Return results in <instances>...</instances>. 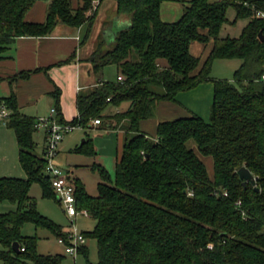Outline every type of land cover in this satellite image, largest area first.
I'll list each match as a JSON object with an SVG mask.
<instances>
[{"label":"trees","instance_id":"obj_1","mask_svg":"<svg viewBox=\"0 0 264 264\" xmlns=\"http://www.w3.org/2000/svg\"><path fill=\"white\" fill-rule=\"evenodd\" d=\"M39 0H0V61L11 59L16 40L51 36L57 26L79 29L94 24L106 0H51L46 21L25 20ZM117 14L127 25L110 42L100 40L91 62L97 73L115 65L122 81L104 82L77 98L78 117L71 123L90 129L120 130L123 144L114 177L102 166L99 195L91 196L74 178L80 210L95 222L86 240H95L98 262L89 259L85 244L79 254L87 264H264V0H116ZM165 2L186 4L180 20L163 21ZM236 19L231 22L229 10ZM91 13V14H90ZM246 20L241 35L221 37L223 28ZM213 47L205 60L191 53L193 43ZM217 60H239L233 82L212 77ZM19 73L14 80L27 79ZM1 82V78H0ZM213 83L210 119L190 115L158 125L156 137L141 130L160 102ZM61 92L53 97L57 120L63 123ZM125 111L107 114L109 107ZM8 111L20 164L27 178H0V260L4 264H63L65 256L38 252L39 238L23 235L32 224L59 238L68 234L41 214L30 193L39 184L42 197L57 199L46 173L45 149L37 153V119L21 112L17 96L0 95V112ZM76 152L93 156L92 139ZM206 158H210V173ZM247 168L256 178L241 180ZM240 203V204H238ZM18 243L19 252L13 250Z\"/></svg>","mask_w":264,"mask_h":264},{"label":"crops","instance_id":"obj_2","mask_svg":"<svg viewBox=\"0 0 264 264\" xmlns=\"http://www.w3.org/2000/svg\"><path fill=\"white\" fill-rule=\"evenodd\" d=\"M50 2L51 0L36 2L26 14L25 20L32 23H44ZM72 3L75 9L79 7V0H72ZM171 8L168 7V11L164 10V4L161 8V17L163 19L167 16V19L170 20L163 19V21L168 23L178 21V9ZM127 23L126 19L117 14L116 0H106L99 5L95 22L92 25L86 23L79 29L59 25L51 36L17 39L12 48L13 58L0 61L1 97L7 98L14 93L17 96L21 112L38 119L49 116L52 109L57 110L53 93L59 89L61 92L59 106L63 123H71L78 117L77 98L81 93L89 92L104 82L121 81L117 66H106L102 72L97 73L93 70L91 57L100 40L112 41ZM212 47L213 42L207 45L196 42L191 46V53L205 60ZM22 72L30 73V76L27 79H13L14 76ZM213 98V83H205L194 90L182 92L177 95L175 102H160L157 106L158 118L155 119L154 116L143 121L141 130L150 137H156L157 128L161 122L186 117L190 113L197 114L208 121ZM128 106L129 104H123L120 108L111 106L106 113L115 114L119 111H125ZM99 126L93 122L89 127L90 129L81 128L80 130L86 135ZM103 133V138L98 142L99 147L94 164L108 170L105 164L108 163L109 159L115 158L114 170H112L115 172L123 144V132L106 130ZM42 136L43 147L40 155L44 153L45 149V131H43ZM84 140L86 141V139ZM74 142L76 143V141ZM84 143L82 142L74 151ZM62 145L64 142L60 146L58 157ZM57 163L59 164L58 160ZM61 167L64 169L63 166ZM65 170L72 172L74 178L79 179L87 191L85 181L76 175L73 166ZM109 172L110 174L113 173L111 169ZM3 177L25 179L27 175L20 164L19 146L14 131L0 122V178ZM87 193L90 195L88 191Z\"/></svg>","mask_w":264,"mask_h":264},{"label":"rangeland","instance_id":"obj_3","mask_svg":"<svg viewBox=\"0 0 264 264\" xmlns=\"http://www.w3.org/2000/svg\"><path fill=\"white\" fill-rule=\"evenodd\" d=\"M168 7H172L171 9H178V19L181 18L183 15L184 9L186 4L182 3H175V2H167L164 3V10L168 11ZM91 14V13H90ZM228 18L231 22L236 19V14L234 10L230 9ZM164 20L167 19V16L163 18ZM246 25V20H239L237 24L229 23L227 24L222 32L221 37H234L237 38L241 35V29ZM241 61L239 60H217L213 64L212 69V77L221 80H229L233 82V75L234 72L240 67ZM158 108L156 109L155 119L158 118ZM43 130H39L35 134V141L38 144L37 153H41V149L43 147ZM103 131L97 127L93 131H90L88 134H84L80 129H76L71 131L70 133L66 134L64 137V145H62L60 156L58 157V162L61 166L66 168H73L76 171V175L83 178L85 181V185L87 191L90 193L91 196L97 197L99 195L98 192V184L101 182V176L98 170L95 169V157L97 154V149L99 147L98 142L103 138ZM89 136L93 141V147L95 150V154L93 156H87L86 154L78 153L74 151L77 146L83 142L84 139ZM73 141H76V143ZM73 143V144H72ZM122 149V146H121ZM120 149V152H121ZM110 162V163H109ZM205 162L207 164V168L211 173L213 171V166L210 163V158H206ZM114 163L115 158L109 159L108 163L105 166L108 168V171L111 169L113 172L111 175L114 177L115 172L114 170ZM98 166V165H97ZM100 166V165H99ZM72 173V172H71ZM110 173V172H109ZM73 177L74 174H73ZM31 197L37 200L38 210L44 216H47L51 220H53L58 225H61L64 228L69 229L72 227L71 220L67 216L66 210L64 205L58 202L57 199L51 198L46 199L42 197V190L39 184H34L33 188L30 193ZM15 209V206L9 202H5L1 204L0 211L3 213L12 211ZM96 222L91 217L86 216H78L76 219V227L80 231L83 232H90L94 229ZM23 235L25 236H35L37 235L39 238L38 242V252L43 255H57L61 254L65 256V260L63 264H87L86 258L79 254L75 259L73 256L67 255L65 248L58 243V237L52 234L50 231L45 229H36L34 225L27 224L23 228ZM87 246L89 247V259L93 263L98 262V249L97 243L95 240H87ZM0 249H2V245L0 244ZM0 264H4L2 260H0Z\"/></svg>","mask_w":264,"mask_h":264},{"label":"built area","instance_id":"obj_4","mask_svg":"<svg viewBox=\"0 0 264 264\" xmlns=\"http://www.w3.org/2000/svg\"><path fill=\"white\" fill-rule=\"evenodd\" d=\"M259 16L264 17V14ZM120 80L122 81V78H120ZM8 114L7 109L3 107L0 112V122L4 125H6ZM94 124L100 125L101 122L100 120H95ZM36 128L46 132V173L48 177H50L54 194L57 200L64 205L72 225V227L68 229L69 232L67 236L65 238H59L58 243L65 248L67 255L77 257L80 247L85 245L87 240L83 232L77 229L75 223L78 216L82 215L88 217V213L87 211L79 209L73 174L63 169L57 163V157L65 135L73 130L81 129L82 127L74 126L69 123H60L57 120V110L52 109L49 116L37 119Z\"/></svg>","mask_w":264,"mask_h":264},{"label":"water","instance_id":"obj_5","mask_svg":"<svg viewBox=\"0 0 264 264\" xmlns=\"http://www.w3.org/2000/svg\"><path fill=\"white\" fill-rule=\"evenodd\" d=\"M260 39L262 41H264V36L263 34L261 33L260 34ZM85 142V140L83 141ZM239 176L241 178L242 181H244V184H246L247 182H250L252 184H255L256 183V178H254L253 174L247 169V168H242L240 171H239ZM13 250L16 251V252H19V245L18 243H15L13 245Z\"/></svg>","mask_w":264,"mask_h":264}]
</instances>
